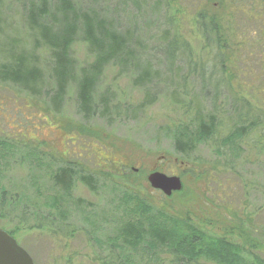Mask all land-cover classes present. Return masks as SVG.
Masks as SVG:
<instances>
[{"label": "rangeland", "instance_id": "obj_1", "mask_svg": "<svg viewBox=\"0 0 264 264\" xmlns=\"http://www.w3.org/2000/svg\"><path fill=\"white\" fill-rule=\"evenodd\" d=\"M75 1L84 9L91 7L109 12L121 0H109L107 4L103 0ZM25 2L27 0H6L2 4L0 51L9 52L11 48L33 54L47 82L40 87L41 95H32L13 83L0 81V187L9 199H20L12 217L0 219V228L14 232V237L34 259V264H109L108 257L117 245L121 247L114 256L117 264H147L151 253L143 252L148 250L142 246L138 249L125 246L121 237L128 221L118 210V201L120 198L132 201L135 196L158 211L190 219L211 235L226 236L242 246L251 244L256 255L264 259V151L245 142L239 156L230 155L220 142L232 130L224 120L213 141L201 144L188 162L175 151L167 131L184 118L179 106H168L171 92L176 86L181 91L184 79L188 91L199 92L204 88L211 93L216 92L214 81L222 79L224 96L221 100L225 97L228 103L232 98L246 102L244 97L252 94L244 86L247 83L261 84L264 93L260 49L249 50L253 53L250 61L244 56L242 64L232 60L229 64H221L212 60V53L204 48L206 41L197 14L206 13L207 20L228 21L232 17L226 3L222 6V0L165 1L173 20L171 29L181 41L189 44L195 61L199 62L198 72L217 75L214 81L207 76L205 80L196 75L186 78L188 68L183 64H177L174 72L169 73L163 57L155 52L150 54L149 50L141 51V58L150 60L158 71L149 87L156 102L143 112L132 113L144 102L145 92L134 88L131 78L119 76V69L109 68L100 80L95 100L99 102L102 94L110 89L133 103L127 117L122 115L121 121L111 126L102 118L89 123L83 120L78 113V90L74 86L63 100L61 110H54L50 100L54 94L50 81L53 73L50 52L36 47L39 41L27 26ZM151 3L153 5V0ZM132 8V5L125 8L128 15L133 13ZM152 11L150 16L145 13L135 21L139 27V44L152 45L150 38L161 30L160 27L156 29L157 22H165L167 9L164 6ZM115 16L119 18L117 13ZM241 17L235 20L236 24L226 28L238 30L227 37L233 52H237L234 41L240 40L245 31L256 28L250 22L247 24L246 17ZM122 22L124 27L132 28L133 23ZM232 51L229 54L232 55ZM224 55L227 57L228 53ZM72 56L81 67H87L93 61L80 43L75 45ZM4 60L0 56V63ZM240 69L246 75L235 78L234 72ZM256 87L255 90L261 89ZM180 98L187 99L185 96ZM248 98L264 121L262 102L254 96ZM72 138L79 139L78 143L82 145L77 151L81 153L80 157L73 155ZM219 151L227 152L229 156L219 155ZM161 157H166L160 163L162 171L168 176H181L184 185L180 193H174L170 198L154 190L148 182L151 170ZM62 159L67 161V166L74 165L78 171L93 174L98 179L96 196L85 190L81 182H77L70 192L54 186L51 177L60 168ZM227 161H234L232 167ZM21 204H25L34 216L20 228L17 221L21 216ZM63 214L67 220H62ZM159 252V259L152 256L148 264H187L166 253L165 249ZM193 264L218 263L200 259Z\"/></svg>", "mask_w": 264, "mask_h": 264}, {"label": "trees", "instance_id": "obj_2", "mask_svg": "<svg viewBox=\"0 0 264 264\" xmlns=\"http://www.w3.org/2000/svg\"><path fill=\"white\" fill-rule=\"evenodd\" d=\"M5 1L0 0V8L3 7L2 4ZM103 1L105 4L110 2L109 0ZM165 1L153 0L152 5V0H121L113 10L109 9V12H105L91 7L84 9L75 0H27L24 3V9L27 11L26 22L31 34L39 41L36 47L50 52L53 69L50 81L54 86L52 90L54 94L50 96V100L54 110H61L63 100L69 93V89L74 86L76 91L78 90V113L82 115L86 123L102 118L112 126L114 122L121 121L122 115L127 117L133 103L117 95L118 92L107 89L99 102L95 100L100 80L109 68L119 69V76L131 78L134 88L145 92L144 102L138 105L132 113L143 112L145 108L154 105L155 96L151 94L149 87L153 85L158 71L150 60L141 58L140 52L146 50H149L150 54L155 52L163 57L169 73L174 72L177 64H183L188 68L186 78L196 75L201 80H205L207 76L211 79L210 81H214L217 73L198 72L199 62L195 61L189 44L181 41L179 36L172 31L173 20L168 12L169 4H165ZM128 5L133 6V13L129 15L125 11ZM224 5L226 8L228 7L229 16L232 17L228 21L222 22L216 18L207 20L206 13L199 12L197 14L196 18L199 19V25L206 41L204 48L212 53V60L221 64H229L230 60L242 64L244 56L250 61L253 53L249 50L258 48L262 55L259 62L260 71H262L260 75L263 76L264 0H222V6ZM106 6L109 7V5ZM151 6L155 11L162 6L167 9L164 16L165 22H157L158 27L155 28L160 27L161 30L150 38V42L153 41L152 45H142L139 44V33H137L139 27L137 28L135 21L140 20L145 13L150 16L153 12L150 11ZM116 13L119 15L118 19L115 16ZM237 16L246 17L247 24L250 22L256 28L245 31L240 36V40L234 41L237 52H233L228 46L227 37L234 35L238 30L230 29L228 31L226 28L236 24ZM125 20L133 23L132 28L124 27L122 21ZM78 43L84 46L88 54L93 57V61L87 67L79 66L77 60L72 56L73 49ZM230 51H232V55L229 54ZM226 53H228L227 57L224 55ZM0 56L5 58V62L0 63V81L13 83L32 95L42 94L40 87L42 88L47 81L43 79V70L37 66V60L33 54L17 52L16 49L10 48L9 52L1 49ZM244 70H237L233 76L235 78L244 77L246 75ZM222 82L223 80L220 78L218 81H214L217 84L215 93L207 92L204 88L199 89V92H190L187 90L188 86L185 85L184 79L182 90H178L176 86L169 96L171 100L168 101V106L170 104L179 106L183 111L184 118L177 125L167 128L168 136H170L175 151L186 158L188 162L190 156L201 144L213 141L218 127L224 124V120L228 121L232 130L220 142L222 148L225 147L231 152L230 155L239 156L245 142L248 146L252 145L254 149L260 148V151H264L263 117L258 116L255 111L256 105L248 98L250 96L257 97L264 107V93L261 91V84L254 85L253 82L244 84L246 90L252 93L248 97H244L246 102L232 98L228 103L225 97L221 100L224 90L221 87ZM254 86L261 89L255 90ZM181 96H185L188 100L181 99ZM229 154L227 152L222 154L219 151V155L225 157ZM233 164L234 161H227L228 166ZM51 180L54 186L63 192L74 190L77 182L97 191L98 179L83 170L78 171L74 165L67 166L62 174L52 176ZM19 200L14 197L9 199L0 187V219L9 220L12 213L18 208L16 203ZM21 206L19 213L21 216L17 221L20 228L22 224L25 225V222L33 220L34 216L25 204H21ZM117 208L126 216L125 221H128L127 227L121 235L124 245L133 246L135 249L141 246L145 247L148 251L143 252L151 253L148 263L152 256L159 259L158 256L161 252L159 250L165 249L166 253L187 264H193L200 259L218 264H264V259L256 255L253 245L242 246L226 236L211 235L197 227L190 219L174 217L162 210L158 211L141 198L134 196L132 201L128 199L122 201L120 198ZM62 220H67V216L63 214ZM2 230L14 237V232ZM120 248L118 245L115 249L112 248L113 252L108 257L109 264H117V259L114 256H117L116 251Z\"/></svg>", "mask_w": 264, "mask_h": 264}, {"label": "water", "instance_id": "obj_3", "mask_svg": "<svg viewBox=\"0 0 264 264\" xmlns=\"http://www.w3.org/2000/svg\"><path fill=\"white\" fill-rule=\"evenodd\" d=\"M148 182L154 190L161 191L167 198H170L174 193H180L184 188L181 176H168L160 171L152 172L148 177ZM0 264H34V259L20 246L18 240L1 228Z\"/></svg>", "mask_w": 264, "mask_h": 264}, {"label": "flooded vegetation", "instance_id": "obj_4", "mask_svg": "<svg viewBox=\"0 0 264 264\" xmlns=\"http://www.w3.org/2000/svg\"><path fill=\"white\" fill-rule=\"evenodd\" d=\"M70 141H71L70 144L73 146V148H72L73 155L80 157V156H81V153L79 154V153L77 152L79 149H81L80 147H82V145H80V144L78 143V142H79V139H77V138H72V139H70ZM65 155H66V153L63 154V156H65ZM165 160H166V157H161V159L159 160V162H157L158 165L155 166V167L151 170L150 174H151L152 172H158V171L164 173V171H162V169H161V165H162V164H160V163H161V162H164ZM60 162H61L60 165H59L60 168H58V170L55 172V175L62 174V173L66 170V167H67V161H64V160L62 159V161H60ZM49 176H50V175H49ZM181 178H182V177H181ZM98 185H99V184L96 183V186H98ZM83 186H84V189L87 190L91 195L96 196V194H98V189H97V191H93V190L89 189L88 187H86L85 185H83Z\"/></svg>", "mask_w": 264, "mask_h": 264}]
</instances>
